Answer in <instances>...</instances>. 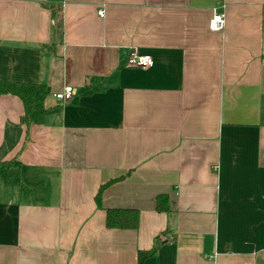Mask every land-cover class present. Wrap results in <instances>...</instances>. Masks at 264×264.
Instances as JSON below:
<instances>
[{"label":"crops","instance_id":"1","mask_svg":"<svg viewBox=\"0 0 264 264\" xmlns=\"http://www.w3.org/2000/svg\"><path fill=\"white\" fill-rule=\"evenodd\" d=\"M46 1L0 0V79L46 83L53 108L26 126L0 94V160L21 162L0 181V264H264V0Z\"/></svg>","mask_w":264,"mask_h":264},{"label":"trees","instance_id":"2","mask_svg":"<svg viewBox=\"0 0 264 264\" xmlns=\"http://www.w3.org/2000/svg\"><path fill=\"white\" fill-rule=\"evenodd\" d=\"M62 0H47L45 4L53 11L58 8ZM57 26V24H56ZM58 28V26H57ZM49 86L42 82H24L0 79V94L11 93L18 96L24 108V122L26 126L30 124L44 123L46 117L53 108H46L44 99L49 93ZM21 162L16 157L0 160V181L15 186L20 182ZM118 178H111L104 184H101L95 194L97 205L101 206L102 190ZM156 210L160 212L169 209L168 194L160 193L156 196ZM139 212L135 208H107L105 214V224L112 228H135L138 226ZM156 252L155 247L149 252L153 255Z\"/></svg>","mask_w":264,"mask_h":264},{"label":"built area","instance_id":"3","mask_svg":"<svg viewBox=\"0 0 264 264\" xmlns=\"http://www.w3.org/2000/svg\"><path fill=\"white\" fill-rule=\"evenodd\" d=\"M100 16L104 15L103 8L98 9ZM225 24V14L223 11H219L215 8L212 10L211 17L208 21V27L211 30H222ZM126 63L128 66L149 68L153 64V59L148 54H140L135 48H131L126 57ZM73 87L71 85H65L62 90L53 93V97L60 102H65L72 96Z\"/></svg>","mask_w":264,"mask_h":264}]
</instances>
